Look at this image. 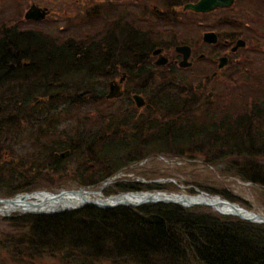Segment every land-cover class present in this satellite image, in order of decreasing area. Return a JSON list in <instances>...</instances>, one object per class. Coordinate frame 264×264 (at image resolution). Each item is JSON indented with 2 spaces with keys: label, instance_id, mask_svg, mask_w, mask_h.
<instances>
[{
  "label": "trees",
  "instance_id": "16d2710c",
  "mask_svg": "<svg viewBox=\"0 0 264 264\" xmlns=\"http://www.w3.org/2000/svg\"><path fill=\"white\" fill-rule=\"evenodd\" d=\"M7 31L0 32V87L8 96L0 107V114L5 116L0 127H15L19 111L34 103L31 99H15L16 80H22V88L23 82L30 84L28 80L35 71L24 70L17 78L12 64L24 69L21 60L28 59L33 47L35 69L47 63L54 70L53 60L61 59L52 58L41 42H31L30 48L23 41L17 44ZM136 52L130 50L129 58L121 57L131 63L122 67L132 76L147 77L138 91L153 92L158 127H121L123 124L114 117L112 123L100 126L105 127V136L98 142V149L88 151L94 165L82 163L79 175L97 168L92 181L100 182L121 168L159 153L155 149L160 148L182 155L187 151L208 156L213 164H224L246 181L264 186V61L255 66H234L217 77L206 74L205 84L197 88L184 82L188 78L181 75V68L173 64L156 66L150 62L149 50ZM86 55L82 59L89 58ZM90 68L95 71L96 66ZM159 71H163V79L157 81ZM74 83L67 82L66 87ZM42 84L48 91L56 90L47 79ZM44 108L41 104L38 109L42 115ZM65 112L75 114L67 107ZM135 143L140 145L137 153L133 152ZM115 186L114 191L105 189V195L170 190L168 185L154 182ZM7 220L14 233H0V255L7 258L13 254L22 262L46 255L65 264H264V224L222 214L207 205L149 202L137 207L101 208L87 204L75 210L27 213Z\"/></svg>",
  "mask_w": 264,
  "mask_h": 264
},
{
  "label": "flooded vegetation",
  "instance_id": "af4514ba",
  "mask_svg": "<svg viewBox=\"0 0 264 264\" xmlns=\"http://www.w3.org/2000/svg\"><path fill=\"white\" fill-rule=\"evenodd\" d=\"M200 1L0 0V32L10 31L17 44L23 41L28 48L33 41L41 42L52 58L61 59L53 60L54 70L47 63L35 69L36 48L32 46L28 59L21 60L24 69L12 64L17 78L24 70L33 74L35 71L28 80L30 84L23 82L22 88V80H16L14 97L31 99L37 105L44 102L43 121L47 127H0V194L49 189L41 180L58 174L71 176L84 162L94 165L88 151L105 136V127L100 126L112 123L114 117L119 125L123 124L121 127H158L153 92L138 91L147 77L122 70V66L131 65L129 60H121L129 58L130 50L136 55V50H149L153 62L158 56L154 51L161 50L168 58L165 65L181 68L183 54L177 47L189 45L192 64L188 68L198 60H207L211 77L223 75L234 66L248 65L244 64L250 58L246 54L260 56L264 61V0H204L218 2L219 6L208 11L186 8ZM7 3L9 11L3 9ZM27 12L31 17H26ZM210 32L215 34V41L204 38ZM180 33L186 38L178 39ZM86 54L89 58L82 59ZM222 57L228 60L218 69ZM90 65L96 66L95 71ZM46 79L55 91L44 89ZM67 82L75 83L68 89ZM111 85L116 86L112 94ZM135 94L143 96V106L137 105ZM66 107L75 112L76 127H62L67 119L63 116ZM87 107L88 117L76 119L77 112ZM36 179L40 181L32 182ZM14 180L23 185H12Z\"/></svg>",
  "mask_w": 264,
  "mask_h": 264
},
{
  "label": "rangeland",
  "instance_id": "374dc122",
  "mask_svg": "<svg viewBox=\"0 0 264 264\" xmlns=\"http://www.w3.org/2000/svg\"><path fill=\"white\" fill-rule=\"evenodd\" d=\"M4 10L9 11L11 6L9 3L4 4ZM177 36L178 39H185L186 36ZM186 35V33L184 34ZM248 57L244 64L255 65L260 63V56L253 54H246ZM255 56L257 58H255ZM154 57L151 56V63ZM210 63L207 60L196 61L191 68L180 69L179 72L183 76H187L185 83H190L197 88H201L206 81V74H211ZM178 67V66H177ZM230 69V68H229ZM227 69V70H229ZM124 70V69H122ZM162 72L159 71L157 81L162 80ZM214 86V83L213 85ZM0 97V107L7 101V95L5 93ZM1 94V95H2ZM19 99V98H15ZM44 102H39V104H29L25 110L19 111L17 115V125L15 127H47L44 119V114H40L38 109L40 105ZM87 109H82L77 112L76 119H84L88 117ZM15 112V111H14ZM127 114V113H125ZM138 114V113H136ZM0 114V121L3 122L4 115ZM75 114L64 113L67 119L62 123V127H73L75 125L74 117ZM70 120V121H69ZM16 124V123H15ZM45 125V126H44ZM131 129V128H130ZM140 145L135 143L133 147V152L137 153L139 151ZM95 149H98V146ZM157 154L151 155L150 157L136 162L137 164L130 168H121L116 171V177L114 183L108 184L104 187V190L114 191L117 189L115 186L118 183H153L158 182V184L168 185L170 190H161L167 192H179L192 194L194 192L205 191L208 188L213 194H227L235 199L239 200L240 204L244 205L249 210L256 212L258 214L264 215V186L249 182L243 179L241 176L236 174L235 170H229L224 164H213L212 160L208 156L200 154H180L179 152H170L169 150H161L160 148L155 149ZM77 161V160H76ZM77 165H74L76 168ZM81 170V169H80ZM79 170V171H80ZM97 168L93 171L83 173L79 175V171L75 172L73 175H67L66 177H61L60 174L51 176L41 180L42 183L49 185L50 191H59L62 189H79L85 186H92L99 182H94L93 172H97ZM9 179V178H7ZM37 180V179H36ZM40 180H33L32 182H37ZM24 184L27 181H22ZM88 182V183H85ZM118 182V183H117ZM12 185L17 183V180L11 181ZM94 183V184H93ZM23 185L22 183H17ZM101 188V185L94 187L93 189ZM176 189V190H171ZM37 190H45L44 188H37ZM154 190V189H153ZM159 190V189H155ZM152 191V190H143ZM130 192V191H125ZM217 192V193H216ZM122 193V192H119ZM105 194V193H104ZM117 194V193H113ZM111 194V195H113ZM219 194V195H220ZM14 196V195H13ZM222 196V195H221ZM0 197H12L9 195H2ZM27 213L22 212H12L10 214H0V233L1 234H12L14 230L8 223V218L22 216ZM5 218L6 221L3 219ZM3 236V235H1ZM2 242H0V245ZM8 256V255H7ZM0 264H65L63 260L58 258H51L49 256L43 255L37 259L25 258L24 262L17 259L13 254H10L7 258L0 255ZM93 264V263H89ZM94 264H109L107 262H95Z\"/></svg>",
  "mask_w": 264,
  "mask_h": 264
},
{
  "label": "water",
  "instance_id": "95a60500",
  "mask_svg": "<svg viewBox=\"0 0 264 264\" xmlns=\"http://www.w3.org/2000/svg\"><path fill=\"white\" fill-rule=\"evenodd\" d=\"M219 6L218 2H205L204 0L200 1L197 4H187L186 8H192L195 9L197 11H208L213 9L214 7ZM26 17H31L30 12H27ZM215 36V34L213 32L210 33H206V35L204 36V38L206 40L209 41H215V38L213 39V37ZM177 51L183 54V59L180 61L179 65L181 67H187L190 66L192 64V62L189 61V57H190V46L189 45H182V46H178L177 47ZM154 54H158L157 59L155 60V64L157 65H162V64H166L168 61L167 56L161 54V50H156L154 51ZM228 58L227 57H222L220 58V62L218 64V67L221 68L222 66H224L225 62H227ZM115 85H111V94L114 92L115 89ZM117 89V88H116ZM134 98L137 102V105L139 107L144 105V98L142 95L140 94H135ZM109 181H105V183L107 184ZM86 192V190L83 189H78V190H61L57 193L54 192H47L45 191V193H51L52 196L57 197L60 196L64 193L67 192H72V193H82V192ZM44 192V191H43ZM43 192H36V193H31L29 195L31 196H35V194L38 193H43ZM100 195L104 196L102 193V190H100ZM132 193V192H129ZM138 193H148L146 196L142 197V199L135 204L132 203H128V202H124V201H115L112 203H108V202H104V200H102L101 198L96 199V200H87L84 203L78 205V206H73V207H65L62 208L60 210H54V211H48V210H37L38 209V203L36 202H32L30 204H28L31 208H25L24 211L22 212H27V213H55V212H59V211H64V210H70V209H76V208H80L85 204H89L92 203L98 207H102V208H106V207H115V206H119V205H131V206H137V205H141L143 203H147V202H165V203H179L182 205H186V206H191L194 204H205V205H211L212 207H214L217 210V207L213 206L212 204H210V202H192V201H187V195H179V194H174V193H166V192H162V191H139ZM118 195V194H117ZM117 195H112V196H107L106 198H114ZM161 195H165V196H161ZM212 197H217L220 199L221 202H224L228 205H230L231 207H235L234 210H230V211H226L228 214H234V215H238L242 218L251 220L253 222H259V223H264V215L258 214L256 212H252L249 210H246L245 208L241 207L239 204L235 203V202H231L227 199L222 198L221 196H212ZM210 198V197H207ZM15 200V198H0V203H11ZM247 213L249 215H247Z\"/></svg>",
  "mask_w": 264,
  "mask_h": 264
},
{
  "label": "bare ground",
  "instance_id": "6f19581e",
  "mask_svg": "<svg viewBox=\"0 0 264 264\" xmlns=\"http://www.w3.org/2000/svg\"><path fill=\"white\" fill-rule=\"evenodd\" d=\"M21 97V96H17ZM99 189H88L87 192L82 193H72L67 192L60 196L54 197L51 193H38L35 194V196L31 195H20L15 198V200L11 203H2L0 204V214H10L12 212L17 211H24L25 208H31L28 204L32 202L38 203V209L37 210H48V211H54V210H60L65 207H73L78 206L82 203H84L87 200H96L101 198L104 200V202L112 203L115 201H124L128 203H138L142 197L146 196L148 193H138V192H122L119 193L114 198H106L105 196L100 195V191H97ZM168 194V193H167ZM175 194H182L179 192H175ZM188 195V194H187ZM162 197L165 195H161ZM187 201L192 202H210L213 206L217 207L218 211L227 213L226 211L234 210L235 207H231L230 205L221 202L219 198L217 197H210L207 198L206 195H188ZM211 206V205H210ZM212 207V206H211ZM214 208V207H213ZM247 215H249L247 213Z\"/></svg>",
  "mask_w": 264,
  "mask_h": 264
}]
</instances>
